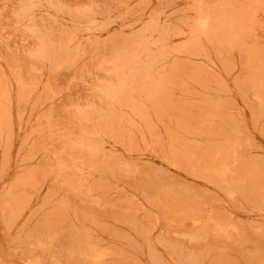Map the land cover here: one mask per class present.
Returning a JSON list of instances; mask_svg holds the SVG:
<instances>
[{
	"label": "rangeland",
	"instance_id": "rangeland-1",
	"mask_svg": "<svg viewBox=\"0 0 264 264\" xmlns=\"http://www.w3.org/2000/svg\"><path fill=\"white\" fill-rule=\"evenodd\" d=\"M0 264H264V0H0Z\"/></svg>",
	"mask_w": 264,
	"mask_h": 264
}]
</instances>
